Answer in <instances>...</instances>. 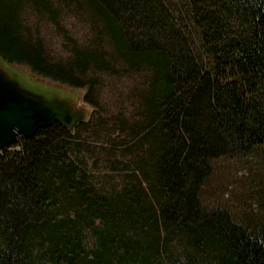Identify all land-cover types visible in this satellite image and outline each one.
<instances>
[{
	"label": "trees",
	"instance_id": "1",
	"mask_svg": "<svg viewBox=\"0 0 264 264\" xmlns=\"http://www.w3.org/2000/svg\"><path fill=\"white\" fill-rule=\"evenodd\" d=\"M24 1L0 0V57L83 87L49 66L41 42L23 39ZM29 1L48 7L47 0ZM85 5L125 67L149 69L140 123L124 134L140 143L149 174L140 188L125 180L120 200L85 182V163L67 150L79 137L75 127L54 121L21 136L18 149L5 147L0 156V264H148L171 252L176 235L181 248L170 264H264V224L250 229L198 199L209 159L264 152V0ZM84 224L94 236L89 246Z\"/></svg>",
	"mask_w": 264,
	"mask_h": 264
},
{
	"label": "rangeland",
	"instance_id": "2",
	"mask_svg": "<svg viewBox=\"0 0 264 264\" xmlns=\"http://www.w3.org/2000/svg\"><path fill=\"white\" fill-rule=\"evenodd\" d=\"M164 2L178 8L182 5V0ZM46 4L48 7L29 0L21 3L20 34L28 43H42L49 66L64 70L70 80H82L85 85L76 89L75 84L60 83L33 71L25 62L9 63L1 57L0 61L11 72L23 74L30 83L74 91V103L83 107L87 116L83 124L75 126L79 137L71 140L67 150L85 163L88 186L107 196L119 193L122 200L123 182L131 181L140 188L138 181L150 170V162L137 139L131 141L124 136L140 123L139 92L147 84L149 69L145 65L133 70L125 67L100 19L92 14L85 0H47ZM85 54L88 60L81 64ZM19 139L9 151L19 148ZM208 163L210 172L198 191L200 205L206 210L227 209L233 219L250 229L263 225L264 152L235 151L211 158ZM138 190L140 204L148 205L150 200ZM95 222L99 223L100 218L95 217ZM83 229L85 246H89L94 240L92 229L86 224ZM181 243L179 235L174 236L167 245L171 252L167 250L161 260L148 264H170L169 258L178 254Z\"/></svg>",
	"mask_w": 264,
	"mask_h": 264
},
{
	"label": "water",
	"instance_id": "3",
	"mask_svg": "<svg viewBox=\"0 0 264 264\" xmlns=\"http://www.w3.org/2000/svg\"><path fill=\"white\" fill-rule=\"evenodd\" d=\"M74 101V91L30 83L23 74L11 72L0 61V156L19 134L32 136L54 121L73 130L87 116Z\"/></svg>",
	"mask_w": 264,
	"mask_h": 264
},
{
	"label": "built area",
	"instance_id": "4",
	"mask_svg": "<svg viewBox=\"0 0 264 264\" xmlns=\"http://www.w3.org/2000/svg\"><path fill=\"white\" fill-rule=\"evenodd\" d=\"M21 136H23V135H22V134H19V135H18V137H21ZM7 148H10V146H7ZM2 150H3V149H2Z\"/></svg>",
	"mask_w": 264,
	"mask_h": 264
}]
</instances>
